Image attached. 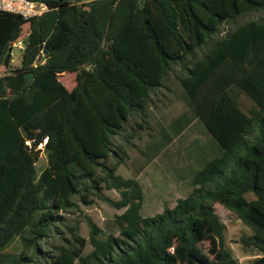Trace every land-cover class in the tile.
Wrapping results in <instances>:
<instances>
[{"label": "trees", "instance_id": "1", "mask_svg": "<svg viewBox=\"0 0 264 264\" xmlns=\"http://www.w3.org/2000/svg\"><path fill=\"white\" fill-rule=\"evenodd\" d=\"M35 1L49 10L0 11V264H238L217 203L250 228L239 242L260 255L244 264H264V16L237 22L264 0ZM176 65L219 153L173 207L142 216V186L116 173L128 153L113 138L135 114L148 125L147 106ZM91 195L123 211L104 237L84 215L87 241L66 215Z\"/></svg>", "mask_w": 264, "mask_h": 264}, {"label": "rangeland", "instance_id": "2", "mask_svg": "<svg viewBox=\"0 0 264 264\" xmlns=\"http://www.w3.org/2000/svg\"><path fill=\"white\" fill-rule=\"evenodd\" d=\"M260 16H264V8L241 15L237 22L241 23ZM231 27L230 24H224L221 34ZM11 65L13 67L19 65V52L16 47L13 49ZM174 68V72L169 73L163 86L152 96V101L147 106L148 115L145 119L148 125L143 123L145 127L138 128L137 122H140L141 115L135 114L127 121L122 134L113 138L114 142L121 144L128 153L127 159L118 166L116 173L123 177H137L142 185L143 199L140 209L142 216L161 212L165 204L173 206L178 197L185 196L191 190V176L202 167V162L219 153L217 150L219 151L220 147L202 122L193 118L191 105L176 78L183 73L179 65ZM4 70L5 67L1 65L0 75ZM242 104L249 107L250 103L242 99ZM174 119L176 123H172ZM187 122L189 125L185 127L184 124ZM173 124H176L177 128ZM180 126L183 127L181 130H179ZM162 130H165V137H162ZM42 147L43 144H39L38 148L42 149ZM201 152H205L204 156L207 158H203ZM113 160L109 159L108 162L111 163ZM45 165L46 156L42 152L36 163V175ZM103 195L112 200L119 197L112 189H103ZM247 197L251 198L252 194H248ZM90 198L92 203L86 205L78 202V209L66 215L70 222H78L80 236L88 241L89 227L83 218L84 215L91 218L102 230L101 237L110 232L117 233L114 216L123 209H116L95 195H91ZM214 208L227 227L224 241L238 264H244L258 257L259 251L245 247L239 242L240 237H246L251 233L250 228L242 224L234 213L221 204H215ZM64 235L68 236L67 232ZM90 248L87 243L85 252Z\"/></svg>", "mask_w": 264, "mask_h": 264}, {"label": "built area", "instance_id": "3", "mask_svg": "<svg viewBox=\"0 0 264 264\" xmlns=\"http://www.w3.org/2000/svg\"><path fill=\"white\" fill-rule=\"evenodd\" d=\"M49 10L43 1L35 0H0V11L20 15L23 18L41 16ZM20 44H17L19 47Z\"/></svg>", "mask_w": 264, "mask_h": 264}, {"label": "water", "instance_id": "4", "mask_svg": "<svg viewBox=\"0 0 264 264\" xmlns=\"http://www.w3.org/2000/svg\"><path fill=\"white\" fill-rule=\"evenodd\" d=\"M44 51H45V50H42V51L38 54L36 60H35L33 63H31V66L36 65V64H38V63L40 62L41 57H42V54L44 53ZM32 76H33V74H32L31 72H27V73H26V75H25V82H24V84H23V87H25L28 83L31 82V80H32Z\"/></svg>", "mask_w": 264, "mask_h": 264}, {"label": "crops", "instance_id": "5", "mask_svg": "<svg viewBox=\"0 0 264 264\" xmlns=\"http://www.w3.org/2000/svg\"><path fill=\"white\" fill-rule=\"evenodd\" d=\"M136 179L138 180L137 177H136ZM190 181H191V180H190ZM139 183H140V182H139ZM140 184H141V183H140ZM141 186H142V185H141ZM142 190H143V188H142ZM178 198H179V197H178ZM174 203H176V201H175ZM174 203H173V204H174ZM165 205H167V204H165ZM174 205H175V204H174ZM174 205H173V206H174ZM167 206H168V205H167ZM173 206H169V207H173Z\"/></svg>", "mask_w": 264, "mask_h": 264}]
</instances>
